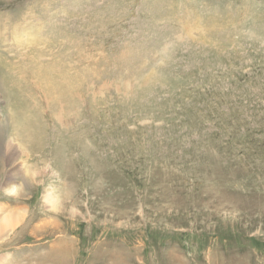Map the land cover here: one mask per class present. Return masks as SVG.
I'll list each match as a JSON object with an SVG mask.
<instances>
[{
    "label": "rangeland",
    "instance_id": "obj_1",
    "mask_svg": "<svg viewBox=\"0 0 264 264\" xmlns=\"http://www.w3.org/2000/svg\"><path fill=\"white\" fill-rule=\"evenodd\" d=\"M1 121L0 264H264V0H0Z\"/></svg>",
    "mask_w": 264,
    "mask_h": 264
},
{
    "label": "bare ground",
    "instance_id": "obj_2",
    "mask_svg": "<svg viewBox=\"0 0 264 264\" xmlns=\"http://www.w3.org/2000/svg\"><path fill=\"white\" fill-rule=\"evenodd\" d=\"M50 90H55V92L61 96L65 91L68 92V90L70 89V87H66V86H59V87H55L53 88H47ZM58 90V91H57ZM75 95L77 94L76 92H73ZM66 94V93H65ZM21 110L18 113V117L12 119L11 120L16 124V125H20V128H22L24 126V124L28 123L29 125H31V127H33V125L36 124V121L32 123V121L30 119H27L28 115L26 114H22ZM29 115L31 117H34L31 110L28 111ZM23 120V121H22ZM7 124H5V122L1 121L0 122V133L3 134L2 129H4V127ZM16 169V170H15ZM10 174V176L8 177V180L5 182V186L2 188L4 194L9 195V196H13L16 197V195H18V193L22 190V184L25 182H19V187L15 186L16 184V180H21V177H19V171L22 170L23 172L26 170L25 164L24 163H20V166L15 168ZM59 194L56 190H48V187L45 189L44 195H43V203L46 204V207L48 205V209L49 211L54 210L57 208V202L58 200ZM18 207V206H16ZM24 212V210H22ZM0 212L4 213V217L0 220V237L5 236L13 227H15V225L19 222L22 213L20 211H18V209L16 208H9V207H1ZM50 223H53V221H51ZM48 224V223H47ZM44 224V225H47ZM51 226H55L57 225V223H53L50 224ZM69 242H67L66 240H59L57 241L54 245H50V247L47 249V251H45L43 253V255H38L37 259L38 260H50V259H58V258H65L68 257V255L70 254V250H69ZM116 256V255H115ZM2 261V260H1ZM0 261V262H1ZM32 261V260H31ZM14 264H19L18 262H14Z\"/></svg>",
    "mask_w": 264,
    "mask_h": 264
}]
</instances>
